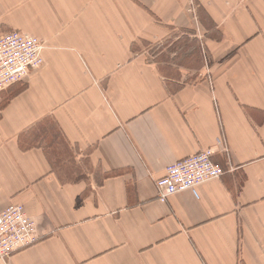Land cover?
Returning a JSON list of instances; mask_svg holds the SVG:
<instances>
[{
    "label": "crops",
    "instance_id": "crops-1",
    "mask_svg": "<svg viewBox=\"0 0 264 264\" xmlns=\"http://www.w3.org/2000/svg\"><path fill=\"white\" fill-rule=\"evenodd\" d=\"M14 30L46 49L0 92V209L40 241L0 264H264V0H0Z\"/></svg>",
    "mask_w": 264,
    "mask_h": 264
},
{
    "label": "built area",
    "instance_id": "built-area-1",
    "mask_svg": "<svg viewBox=\"0 0 264 264\" xmlns=\"http://www.w3.org/2000/svg\"><path fill=\"white\" fill-rule=\"evenodd\" d=\"M43 39L18 30L0 36V92L28 80L31 70L44 64ZM212 148L200 150L168 165L164 175L156 181L158 199L166 202L179 192L220 178L224 171L213 162ZM40 241L36 221L20 203H10L0 209V259L8 260L13 254L36 245Z\"/></svg>",
    "mask_w": 264,
    "mask_h": 264
}]
</instances>
